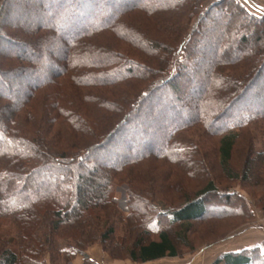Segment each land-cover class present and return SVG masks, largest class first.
<instances>
[{"label":"trees","instance_id":"1","mask_svg":"<svg viewBox=\"0 0 264 264\" xmlns=\"http://www.w3.org/2000/svg\"><path fill=\"white\" fill-rule=\"evenodd\" d=\"M263 85L264 12L242 0H0V264H43L47 246L65 261L88 259L96 241L134 262L194 247L195 221L212 206L235 212L241 195L222 192L216 204L211 180L176 198L169 182L194 176L190 156L201 148L190 133L201 129L217 139L226 177L255 172L238 173L232 160L250 125L263 126L264 145ZM146 169L169 181L164 193L143 186ZM43 172L54 176L47 193L33 180ZM259 248L225 251L215 264H264Z\"/></svg>","mask_w":264,"mask_h":264},{"label":"rangeland","instance_id":"2","mask_svg":"<svg viewBox=\"0 0 264 264\" xmlns=\"http://www.w3.org/2000/svg\"><path fill=\"white\" fill-rule=\"evenodd\" d=\"M212 1L213 0H209V2ZM243 1L244 3H246L247 8H249L252 12H255L257 14L264 12L260 9L258 10V7H256L254 0H242V2ZM141 22L142 24H145L143 20ZM228 32L229 30L227 31V33ZM228 34L227 37L231 39L232 37L237 35V32L232 31L231 35L230 33ZM238 53L239 52H237V54ZM50 65L51 62L47 61L46 67H44V69L46 70ZM201 68L203 67L201 66ZM201 79H205V75H203V77L201 76L199 80ZM262 98L264 99V95H262ZM186 99L188 102L184 104V106H182L183 108H180V114L183 117H185L186 114L189 115L188 113L192 108L191 106H193V104L196 102L195 100H193L195 99L193 93H190L186 97ZM151 124H155L153 121V117L147 115L140 125L144 126V128L148 130V127L152 126ZM140 125H138L137 127H140ZM262 127L263 126L261 124H256L255 126L250 125L247 129L248 133L246 134V130L244 131L241 138L237 140L238 142L233 150L232 165L238 171V173H246V171H248L247 169L249 167V164L252 170H255V172H251V175H249V177L245 180H243L241 177L233 179L226 177L223 170H221L219 166V157L216 156V148L218 145V142L216 141L217 139L215 137H212L210 134H207L206 131H202V129L200 132L196 130L195 133L193 131H191L190 133V135H193L192 139L201 148L199 151L193 152L190 156V163L192 162L191 168L195 171L194 176H192L194 178H189L187 176L183 177L182 174H179L178 176L176 175L177 177L174 176V180H170L171 182L162 181L164 178L161 179L160 182H158L156 180L153 181V173H151L152 169H146L145 173H147V175L144 179L143 186L149 187L154 183V187L162 188L164 182H169V184H171V186L173 187V189L170 190L171 195H174L176 198H178V196H180L181 194L183 195V191H190L191 189V191L194 192L200 188L205 187L206 183L211 180L215 182V185H217V187L219 188L217 197H215L216 204L225 202L222 192L232 193L233 191L237 192V195H241V199L239 200L240 205L237 207L235 212L231 207H224L222 205L212 206L210 210L214 211H212L213 214L211 216H208L207 219H204L203 221H195L194 223V232L190 234V239L194 247H186L185 245L179 243V255L174 256L175 258H167L169 261L166 260L160 263L175 261L179 262L181 258H191L192 264H215V261L225 251H244L250 253L255 246H260V252H264V208L262 207L264 206V145L261 141L262 137L260 136ZM251 150L256 153L263 152V156H255L254 159H259L256 160V162L250 163V160L253 158V155L250 160V157L248 158V156H250L249 153ZM253 163H255L254 166ZM178 167L182 168L184 166H182L181 164L178 165ZM164 169L165 171H167L168 167L165 166ZM149 172L151 175L149 174ZM52 179H54V176H52L50 173L48 174L47 172H43L42 176H35L33 180L34 182L37 181V183H39L40 185V188L44 190L43 192L47 193L49 189H44L45 185L43 184H46L45 180L52 181ZM127 188L128 184L126 182H123L118 186L117 192L118 205L124 212L122 214L123 218H125L124 215L127 214L129 210V204L127 202ZM182 188L183 191H181ZM164 189H166L165 184L164 188L162 189L163 193L165 191ZM160 196L162 197L163 194H161ZM162 222L163 223L161 225V228H168L171 232L172 237L175 238L174 232L178 229V227L175 225L169 226L166 219H164V221ZM123 224H126L125 220H122L119 225L120 229H118L117 237L121 236L122 233H125V231H127L125 230L126 226L123 228V230H121ZM156 236L157 235H152L153 238ZM117 237L115 238L116 240ZM67 241L74 245V242L72 240L67 239ZM55 242L60 243L64 242V240L61 237H56ZM111 246L112 245H110L109 243L105 244L100 241H96L90 245L85 246V251L88 254V259H86L82 253H80L75 257L67 259L66 261L64 260L65 257L55 253L56 251L53 247L47 246L40 257V260L43 261V264L143 263L138 261L134 262L129 257L125 256L126 254H121V252L117 248L112 247V249ZM253 254H257V252ZM258 258H260V256H258Z\"/></svg>","mask_w":264,"mask_h":264},{"label":"crops","instance_id":"3","mask_svg":"<svg viewBox=\"0 0 264 264\" xmlns=\"http://www.w3.org/2000/svg\"><path fill=\"white\" fill-rule=\"evenodd\" d=\"M256 7H258V10L260 9L261 11H264V0H254ZM167 258H175V257H169V256H165L163 258H159V259H154L151 261H147V262H143L141 264H192L191 261L192 259L190 258H181L179 262H166V263H160V262H164L166 260H168ZM169 261V260H168ZM154 262V263H151Z\"/></svg>","mask_w":264,"mask_h":264}]
</instances>
